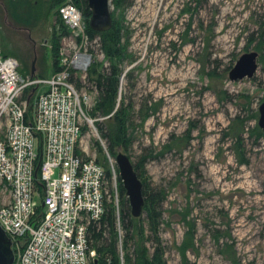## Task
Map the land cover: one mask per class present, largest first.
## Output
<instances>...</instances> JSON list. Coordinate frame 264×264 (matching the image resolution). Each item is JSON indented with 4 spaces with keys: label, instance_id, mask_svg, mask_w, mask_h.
Listing matches in <instances>:
<instances>
[{
    "label": "rangeland",
    "instance_id": "obj_1",
    "mask_svg": "<svg viewBox=\"0 0 264 264\" xmlns=\"http://www.w3.org/2000/svg\"><path fill=\"white\" fill-rule=\"evenodd\" d=\"M73 2L86 24V0ZM63 4L36 0L26 26L0 0V53L16 58L23 74L33 67L43 77L56 72L54 44L62 47L73 36L60 17ZM122 17L130 38L117 107L129 110L133 144L116 153L133 163L144 158L143 180L158 195L153 217L160 216L140 219L148 249L154 253L160 243L166 264H264V0H132ZM99 41L83 51L94 55L91 68L97 63L102 70L111 63ZM73 51L61 57L69 60ZM251 52L258 53L255 75L231 80ZM76 84L96 96L88 75ZM115 113L92 118L112 134ZM96 128L84 134L90 133L92 151L105 164L99 137L106 147L109 142ZM121 201L120 194V210Z\"/></svg>",
    "mask_w": 264,
    "mask_h": 264
},
{
    "label": "built area",
    "instance_id": "obj_2",
    "mask_svg": "<svg viewBox=\"0 0 264 264\" xmlns=\"http://www.w3.org/2000/svg\"><path fill=\"white\" fill-rule=\"evenodd\" d=\"M60 15L73 33L60 57L75 51L69 60L59 58L58 71L25 75L16 58L0 53V227L12 241L13 264H95L90 228L113 204L125 264L115 159L99 135L109 176L84 134L98 132L89 115L98 92L92 96L76 84L92 66L93 53L83 51L91 38L73 0L64 1Z\"/></svg>",
    "mask_w": 264,
    "mask_h": 264
},
{
    "label": "trees",
    "instance_id": "obj_3",
    "mask_svg": "<svg viewBox=\"0 0 264 264\" xmlns=\"http://www.w3.org/2000/svg\"><path fill=\"white\" fill-rule=\"evenodd\" d=\"M54 2V8L63 1L52 0ZM9 8L12 11V16L19 23L24 25H31L33 21V15L36 9V0H7ZM87 5V2H85ZM132 6V0H113V19L114 25L110 31L104 33L94 32L89 27L90 10L87 8L86 12V24L87 33L91 40L99 39L101 50L105 57L110 61L109 68H103L101 70L100 64H95L88 73L90 82H93L96 90L99 94L98 102L93 112H90L91 117L97 116L98 114L102 117L109 115L116 116L118 123L114 127V132L109 134L105 131L103 125L100 122H96L102 136L107 139V149L110 155L116 158V148L121 146L125 150L131 149L133 141L128 136V124L129 121L128 112L129 110L123 106L117 109V99L119 96L120 79L124 72L122 65L128 60V49L124 44L126 38H130L125 34L124 18L123 13ZM22 10V11H21ZM120 12V13H119ZM121 21H119V16ZM61 17V16H60ZM62 21V20H61ZM60 42L54 44L53 56L55 61V70L58 71L59 58H60ZM8 57V56H5ZM87 129V128H85ZM100 151H103V147L100 146ZM103 164L106 168L108 175L111 176L109 169V162L106 160ZM100 162V161H99ZM145 162L144 158H141L139 162L134 163L135 169L139 174L142 182L144 183V196H145V213H148L153 221H156L160 215L156 214L153 210L156 209L157 205V194L148 192L147 183L143 180L145 175ZM118 175V185L121 182L119 171L116 167ZM119 194H121V205L120 210L121 222L124 232L123 247L127 251L125 254V264H166L164 261L163 248L158 243L154 253H151L147 247L145 234V227L140 222L142 218H134L131 214V207L129 200L126 196L125 190L119 185ZM166 199L162 198L159 202H164ZM116 212L113 204L109 205L108 210L100 224H94L91 226V239L92 247L97 250L100 264H103L105 258L110 257L113 264H121L118 252V232L116 226ZM133 248V253H130V248Z\"/></svg>",
    "mask_w": 264,
    "mask_h": 264
},
{
    "label": "water",
    "instance_id": "obj_4",
    "mask_svg": "<svg viewBox=\"0 0 264 264\" xmlns=\"http://www.w3.org/2000/svg\"><path fill=\"white\" fill-rule=\"evenodd\" d=\"M63 1V0H61ZM90 10L89 27L97 33L110 31L114 25L113 0H86ZM258 53L251 52L244 54L235 68L230 73L233 81L252 78L258 70ZM32 74H36L33 67ZM259 125L264 132V103L260 107ZM116 164L119 170L123 189L129 199L131 214L134 218H141L145 212V196L143 193L144 183L137 173L134 163L129 155L120 152L116 155ZM15 255L12 250V241L7 237L0 227V264H13ZM95 264H99L98 260Z\"/></svg>",
    "mask_w": 264,
    "mask_h": 264
},
{
    "label": "crops",
    "instance_id": "obj_5",
    "mask_svg": "<svg viewBox=\"0 0 264 264\" xmlns=\"http://www.w3.org/2000/svg\"><path fill=\"white\" fill-rule=\"evenodd\" d=\"M37 73V72H36ZM26 75H28V74H26Z\"/></svg>",
    "mask_w": 264,
    "mask_h": 264
},
{
    "label": "bare ground",
    "instance_id": "obj_6",
    "mask_svg": "<svg viewBox=\"0 0 264 264\" xmlns=\"http://www.w3.org/2000/svg\"><path fill=\"white\" fill-rule=\"evenodd\" d=\"M174 76V75H173Z\"/></svg>",
    "mask_w": 264,
    "mask_h": 264
}]
</instances>
